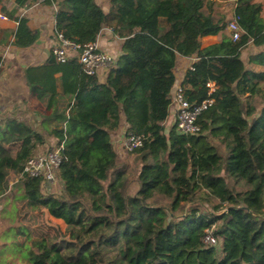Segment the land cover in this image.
Instances as JSON below:
<instances>
[{
  "label": "trees",
  "instance_id": "obj_1",
  "mask_svg": "<svg viewBox=\"0 0 264 264\" xmlns=\"http://www.w3.org/2000/svg\"><path fill=\"white\" fill-rule=\"evenodd\" d=\"M35 1L16 0L12 11L3 4L18 24L15 47L40 37L18 15ZM236 2L237 41L223 33L228 23H213L207 0H109L107 13L98 0L44 1L55 7V31L65 40L83 48L110 27L123 45L104 82L84 71L81 50L66 62L52 52L23 68L26 88L49 112L39 113L41 121L13 103L15 111L0 110V200L14 196L67 225L64 237H44L22 252L29 264H264V71L241 57L250 42L264 46L263 6ZM212 33H222L220 43L202 50L201 38ZM5 48L0 36V66ZM196 54L186 96L214 103L198 118L199 135L167 131L174 70L180 57ZM124 125L144 138L132 152L135 167L113 140ZM53 138L64 145L59 193L25 172ZM212 228L220 249L203 242Z\"/></svg>",
  "mask_w": 264,
  "mask_h": 264
},
{
  "label": "crops",
  "instance_id": "obj_2",
  "mask_svg": "<svg viewBox=\"0 0 264 264\" xmlns=\"http://www.w3.org/2000/svg\"><path fill=\"white\" fill-rule=\"evenodd\" d=\"M45 0H36L28 7L20 8L18 15L25 16L29 19V26L33 30H37L40 37L36 44L30 48L21 49L15 47L12 42L14 41V31H16L18 24L9 20L3 13V4L7 2V9L12 11L16 7V0H0V32L1 40L6 42V48L3 53V62L0 66V110L11 108L20 105L22 109L27 111V116L33 115L37 121H41V115L49 113L46 106L35 98L26 88L25 82L21 78V70L28 66H38L44 64L52 53L55 46L58 45V36L55 31V12L53 6L44 3ZM212 3V20L213 23L226 22L229 23L235 14L236 0H207ZM263 6L262 16L264 19V0H255ZM103 5L104 11L107 13L109 10V0H98ZM1 16H5L3 20ZM230 34L228 28L223 32ZM222 33H212L201 38V49L204 50L210 46L216 45L221 41ZM98 46L101 51L109 54L114 59V64L117 63L119 57L122 55L123 40L118 37L110 29L105 27L97 40ZM241 57L246 67L253 71H264V46H256L250 42L241 51ZM199 61L198 55L191 57H180L178 65L174 70L176 77V84L173 89V96L175 91L180 85H183L188 71ZM113 64V66H114ZM109 70L101 69L98 73L100 82H104ZM60 77V75H58ZM61 85L59 84V92H61ZM8 100V102L2 101ZM27 102L24 104V101ZM175 107V105H174ZM174 118L173 126H175V109H173ZM169 121V120H168ZM171 121V122H172ZM171 122H169L171 124ZM172 126V127H173ZM53 127V125L51 126ZM128 127L124 125L123 129L113 136V140L119 139L120 143L122 137L126 134ZM52 143H56V139H50ZM1 202V200H0ZM3 202V200H2ZM4 203H0V216L4 214Z\"/></svg>",
  "mask_w": 264,
  "mask_h": 264
},
{
  "label": "built area",
  "instance_id": "obj_3",
  "mask_svg": "<svg viewBox=\"0 0 264 264\" xmlns=\"http://www.w3.org/2000/svg\"><path fill=\"white\" fill-rule=\"evenodd\" d=\"M6 20L5 16H1ZM239 18L234 14L233 19L228 23V30L234 41L240 39L242 30L238 24ZM58 36V45L52 50L54 56L60 62H66L71 54H79V62L82 64L84 71L88 75H98L101 69L110 70L114 64V59L109 54L100 50L98 43H92L81 48L80 45L65 40L62 35ZM191 69H194L191 67ZM208 87L211 92L215 91V84L209 83ZM186 86L180 85L173 96L175 104V126L177 131L183 135H199L201 126L198 124L200 115L208 110L214 103V100L209 98L202 103H191L186 96ZM144 138L136 136L132 133H127L122 137L120 146L127 152H134L142 147ZM63 144L57 142L50 147L46 153L36 154L28 160L25 166V172L32 177L43 178V186L50 189L56 184L60 166L63 162L62 150ZM61 184V183H60ZM203 242L207 247L221 248L222 241L214 234V228L208 229L203 238Z\"/></svg>",
  "mask_w": 264,
  "mask_h": 264
},
{
  "label": "rangeland",
  "instance_id": "obj_4",
  "mask_svg": "<svg viewBox=\"0 0 264 264\" xmlns=\"http://www.w3.org/2000/svg\"><path fill=\"white\" fill-rule=\"evenodd\" d=\"M2 101L8 102L5 98ZM3 111L11 112L10 108H4ZM31 117L34 116L31 115ZM173 118L174 113L172 109L169 121L166 123L167 131L173 126ZM119 139L114 140V143L120 159L127 161L130 166L135 167L138 164L136 161L137 154L123 150ZM50 143L52 142H48L47 145L42 147L38 154L46 153L52 147ZM45 190L47 191L48 189ZM15 191V195L20 196L24 194L19 190V187H16ZM48 191L59 193L61 191L59 181L57 180L56 184ZM0 203L5 204L4 214L0 216V264H29V260L22 253L27 250V247H32L34 242L44 237L56 234L64 237L67 234L66 223L55 219L44 209L31 211L27 206L23 207L22 204H19L14 196H10L9 199H1Z\"/></svg>",
  "mask_w": 264,
  "mask_h": 264
}]
</instances>
